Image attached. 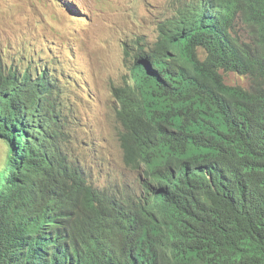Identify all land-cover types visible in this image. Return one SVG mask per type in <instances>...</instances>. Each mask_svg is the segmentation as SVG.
I'll return each mask as SVG.
<instances>
[{
  "label": "trees",
  "instance_id": "obj_1",
  "mask_svg": "<svg viewBox=\"0 0 264 264\" xmlns=\"http://www.w3.org/2000/svg\"><path fill=\"white\" fill-rule=\"evenodd\" d=\"M205 2L176 0L157 42L126 48L112 94L130 183L97 184L74 156L85 123L35 60L0 67V264H264V98L220 72L264 52L240 46L224 66L213 54L236 41L234 19L264 25V10Z\"/></svg>",
  "mask_w": 264,
  "mask_h": 264
},
{
  "label": "rangeland",
  "instance_id": "obj_2",
  "mask_svg": "<svg viewBox=\"0 0 264 264\" xmlns=\"http://www.w3.org/2000/svg\"><path fill=\"white\" fill-rule=\"evenodd\" d=\"M62 1L0 0V53L6 51L8 61L15 63L23 60L12 59L24 46L43 47L50 42L52 48L45 50L56 51L41 59L43 67L62 60L58 74L85 123L81 137L73 143L74 156L97 184L130 183L139 175L124 162L111 90L130 74L132 59L126 56L125 42L141 40L149 46L157 42L159 24L173 13L174 0H76V13L68 12L70 0ZM23 16L30 18V28L25 27ZM9 39L15 44L10 46ZM4 157L0 145V165Z\"/></svg>",
  "mask_w": 264,
  "mask_h": 264
},
{
  "label": "clouds",
  "instance_id": "obj_3",
  "mask_svg": "<svg viewBox=\"0 0 264 264\" xmlns=\"http://www.w3.org/2000/svg\"><path fill=\"white\" fill-rule=\"evenodd\" d=\"M176 0H174L175 2ZM262 4V9L264 10V0H259ZM62 4L63 1L61 0ZM216 0H206V2L202 5L206 8L209 13L214 14L217 10H220V7L218 3H215ZM79 4L76 0H70V2L67 4L68 12L76 13L78 11ZM220 19H225L222 16H220ZM233 25H235L234 30V36L236 38V41L234 42H224L222 44L217 45L214 48L213 54L217 61V63L221 66H224L225 64L231 62L239 53V47L242 46L245 48L247 44H254L256 45L261 51L264 52V25H262L260 22H244L241 20L234 19L232 21ZM26 36V34H22ZM47 41V39H45ZM25 44V41L23 42ZM15 42L12 39H9V45H14ZM52 44L50 42H46L43 44V47L39 46H31V47H23L21 53L19 56L14 57L12 60H19L22 58V61H18L15 63H11L8 61V58L5 53H0V67H7L14 64H18L20 66L23 65V63L27 60L28 62L33 63V60H35V69L37 70V73H42V78L48 83L53 86H58L67 96L66 101L74 108L73 103L71 101V97L69 95V92L64 89V85L62 84V77L58 73L60 72V65L62 63V60L57 61L52 66H48L46 64L44 67L43 65L45 62H43L41 59H44V56L46 54L53 55L56 50H45L46 48L50 47ZM136 48L138 47V40H128L125 42V50L126 48ZM32 48L34 53H29V49ZM11 49L9 48V52ZM31 51V52H32ZM127 53V52H126ZM26 58V59H25ZM41 60V61H39ZM1 62L4 64L1 65ZM222 74V84L231 86V87H237L239 88L238 92L240 95L243 96H252V97H259L264 98V58H260L256 63H254L249 71H247L245 74H240L238 72L234 71H226L224 68H221L220 70ZM247 79V84H243L242 80ZM111 95L112 90H111ZM114 97V96H113ZM65 99V98H64ZM116 104V118H117V108L118 104L115 101ZM118 120V118H117ZM120 124L121 130H123V126ZM119 132V133H120ZM120 140V135H119ZM121 145V142H120ZM122 148V146H121ZM123 150V148H122ZM124 155V151H123ZM125 162V158H124ZM126 163V162H125ZM137 172V171H135ZM138 173V172H137Z\"/></svg>",
  "mask_w": 264,
  "mask_h": 264
},
{
  "label": "bare ground",
  "instance_id": "obj_4",
  "mask_svg": "<svg viewBox=\"0 0 264 264\" xmlns=\"http://www.w3.org/2000/svg\"><path fill=\"white\" fill-rule=\"evenodd\" d=\"M126 165V164H125ZM127 166V165H126Z\"/></svg>",
  "mask_w": 264,
  "mask_h": 264
}]
</instances>
